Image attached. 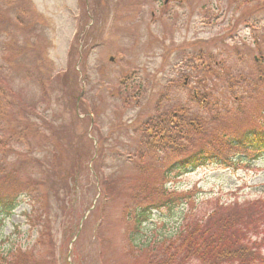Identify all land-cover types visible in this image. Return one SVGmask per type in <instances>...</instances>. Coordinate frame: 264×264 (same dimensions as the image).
I'll list each match as a JSON object with an SVG mask.
<instances>
[{
  "label": "rangeland",
  "instance_id": "374dc122",
  "mask_svg": "<svg viewBox=\"0 0 264 264\" xmlns=\"http://www.w3.org/2000/svg\"><path fill=\"white\" fill-rule=\"evenodd\" d=\"M27 1L44 52L36 59L32 47L16 44L3 55L0 50V67L16 93L15 117L7 127L34 121L52 141L69 142L84 155L70 172L75 182L65 191L57 185L52 202L37 206L36 230L27 220L35 216L36 201L22 196L10 216L0 215V250L27 252L28 264H144L146 252L134 255L125 236V195L142 181L137 150L148 164L151 153L142 145L151 139L150 130L182 134L194 116L217 114L219 121L206 130L228 137L264 127V0H172L166 6L162 0ZM14 33L10 39L2 34L0 48L11 45ZM15 35L18 44L25 40ZM10 52L12 68L6 63ZM34 69L45 77L47 94ZM72 98L76 108L67 107ZM18 107L36 109L29 118ZM6 148L21 151L14 143ZM43 169L33 164L19 174L42 178ZM142 172L154 175L146 166ZM104 179L117 183L106 201ZM166 187L193 194L195 216L216 201L229 206L264 200V156L248 170L208 166ZM33 192L32 198L38 195ZM186 213V206L153 212L141 242L174 236Z\"/></svg>",
  "mask_w": 264,
  "mask_h": 264
},
{
  "label": "trees",
  "instance_id": "16d2710c",
  "mask_svg": "<svg viewBox=\"0 0 264 264\" xmlns=\"http://www.w3.org/2000/svg\"><path fill=\"white\" fill-rule=\"evenodd\" d=\"M28 6L27 0H0V37L3 34L5 38L10 39L15 31L11 45L0 48L2 55L4 50L10 51L17 44L19 49L32 47L33 58L42 57L44 51L40 41L42 37L38 36L39 24L37 19L32 17ZM16 32L24 36L25 40L20 39V44L17 43ZM12 61L10 52L6 54V63L11 67ZM32 64H35V61ZM4 68L3 64L0 67V215L10 216L18 206L19 199L24 196L29 201H36V205L32 204L36 206L33 211L35 216H27L29 228L36 230L37 224L34 223L41 215L37 206L42 201L47 204L52 202L51 191L53 192L57 185L65 191L70 183L75 182L76 173L70 172L80 166L84 152L62 139L52 141L55 137H47L46 133L39 129L40 124L36 126L34 121L24 122L12 130L7 127V123L15 117L13 110L16 93L12 78ZM37 72V83L47 94L45 77ZM72 101L73 98L71 102H67L68 108L78 106V103ZM18 109L22 116L31 118L28 112L31 110L34 113L36 108ZM33 118H39L37 112ZM218 121L217 114L206 119L204 116H194L191 127L187 124L184 133L181 134L178 130L175 135L167 134L163 128L154 127L156 133L150 130L151 139L142 145L151 153L147 155L151 156L148 164L143 161V151L137 150L139 159L136 166L142 181L136 182V186L125 195L129 203L124 207V214L130 224L125 236L130 249L135 252L134 255L146 252L144 264H264L263 199L229 206L216 201L207 213L195 216L193 208L196 204L193 194L166 187L183 175L208 166L232 172L248 170L264 156V127L232 137L214 129L209 132L206 130L209 124ZM44 124L49 128L51 135H57L56 130L52 128V122L45 121ZM33 140H36L35 144L32 143ZM13 143L19 146L20 152L9 153L10 149L6 147L9 148ZM22 156L27 157L16 162V159ZM67 162L70 163L69 170L64 169ZM33 164L44 168L40 174L42 178L19 174L21 168ZM143 166L153 169L154 175L151 177L147 172V177H144ZM43 178L46 181H43ZM101 184L106 201L117 183L115 179H104ZM34 190L38 191V195L32 198ZM181 206H186L187 213L174 236L141 242L142 226L153 212L171 211ZM39 226L42 224L39 223ZM29 258L30 254L20 249L0 250V264H28ZM135 261L133 258V262Z\"/></svg>",
  "mask_w": 264,
  "mask_h": 264
},
{
  "label": "water",
  "instance_id": "95a60500",
  "mask_svg": "<svg viewBox=\"0 0 264 264\" xmlns=\"http://www.w3.org/2000/svg\"><path fill=\"white\" fill-rule=\"evenodd\" d=\"M169 0H164V3L166 4Z\"/></svg>",
  "mask_w": 264,
  "mask_h": 264
}]
</instances>
